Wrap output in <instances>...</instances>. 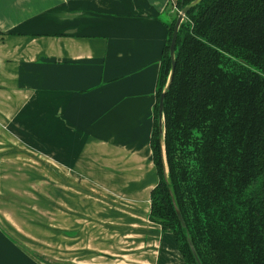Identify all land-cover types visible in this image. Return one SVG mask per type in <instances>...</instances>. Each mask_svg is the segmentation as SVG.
<instances>
[{
	"label": "crops",
	"instance_id": "0c3cea01",
	"mask_svg": "<svg viewBox=\"0 0 264 264\" xmlns=\"http://www.w3.org/2000/svg\"><path fill=\"white\" fill-rule=\"evenodd\" d=\"M175 8L0 0V264H187L148 215Z\"/></svg>",
	"mask_w": 264,
	"mask_h": 264
},
{
	"label": "trees",
	"instance_id": "16d2710c",
	"mask_svg": "<svg viewBox=\"0 0 264 264\" xmlns=\"http://www.w3.org/2000/svg\"><path fill=\"white\" fill-rule=\"evenodd\" d=\"M184 16L170 79L177 17L159 65L148 215L187 264L190 244L201 264H264V0H200Z\"/></svg>",
	"mask_w": 264,
	"mask_h": 264
},
{
	"label": "water",
	"instance_id": "95a60500",
	"mask_svg": "<svg viewBox=\"0 0 264 264\" xmlns=\"http://www.w3.org/2000/svg\"><path fill=\"white\" fill-rule=\"evenodd\" d=\"M200 0H190L189 3H187L186 5H184L182 8L179 9V12L177 14V18H176V21H175V24H174V28H173V31H172V37H171V40H170V43H169V50H170V56H171V70H170V75H169V79H170V76L175 68V57H174V53H175V50H174V47H175V42H176V38H177V30H178V27H179V24L180 22L184 19V14L190 9L191 6L195 5L196 3H198ZM163 96H164V89L161 91L160 93V96H159V111H158V116H159V131H162V119H163V116H162V109H163V103H164V99H163ZM176 214L178 215V218L180 219L181 223L184 224V218H183V215L181 214L180 210H178V208H176ZM190 247L192 249V252H193V255L195 257V260L197 263L201 264L200 263V260L198 258V255L196 254V251H195V248L192 246V244H190Z\"/></svg>",
	"mask_w": 264,
	"mask_h": 264
},
{
	"label": "rangeland",
	"instance_id": "374dc122",
	"mask_svg": "<svg viewBox=\"0 0 264 264\" xmlns=\"http://www.w3.org/2000/svg\"><path fill=\"white\" fill-rule=\"evenodd\" d=\"M180 9V8H179ZM179 9H178V7L177 8H175L174 9V17H176L177 16V14H178V12H179ZM54 261H55V259H53ZM54 264H55V262H54Z\"/></svg>",
	"mask_w": 264,
	"mask_h": 264
},
{
	"label": "built area",
	"instance_id": "2783aa9c",
	"mask_svg": "<svg viewBox=\"0 0 264 264\" xmlns=\"http://www.w3.org/2000/svg\"><path fill=\"white\" fill-rule=\"evenodd\" d=\"M176 8H177V6H176Z\"/></svg>",
	"mask_w": 264,
	"mask_h": 264
}]
</instances>
